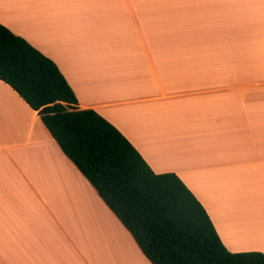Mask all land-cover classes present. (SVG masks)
Segmentation results:
<instances>
[{"label":"crops","instance_id":"crops-1","mask_svg":"<svg viewBox=\"0 0 264 264\" xmlns=\"http://www.w3.org/2000/svg\"><path fill=\"white\" fill-rule=\"evenodd\" d=\"M0 23L177 174L230 252L264 254V0H0ZM0 264H152L1 80Z\"/></svg>","mask_w":264,"mask_h":264},{"label":"trees","instance_id":"trees-1","mask_svg":"<svg viewBox=\"0 0 264 264\" xmlns=\"http://www.w3.org/2000/svg\"><path fill=\"white\" fill-rule=\"evenodd\" d=\"M0 80L38 112L152 264H264L261 252H230L181 178L155 173L118 128L80 109L57 64L1 23Z\"/></svg>","mask_w":264,"mask_h":264}]
</instances>
